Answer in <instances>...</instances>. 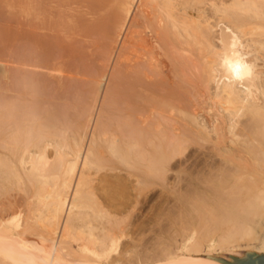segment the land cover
I'll use <instances>...</instances> for the list:
<instances>
[{
  "label": "bare ground",
  "instance_id": "obj_1",
  "mask_svg": "<svg viewBox=\"0 0 264 264\" xmlns=\"http://www.w3.org/2000/svg\"><path fill=\"white\" fill-rule=\"evenodd\" d=\"M22 1L25 22L21 25L19 47L23 56L18 53L19 58H10L6 65L11 66L3 65L0 71V82H3L0 83V264H224L219 256L212 255L225 253L230 248L234 252L241 250V246H237L240 242L247 244L250 256L247 260L235 258L232 264H263L264 178L260 177V170L264 162V67L256 53L264 52V0H220L219 4L224 8L220 18L227 24L222 28L218 24L221 28L217 40L220 41L219 49L214 47L207 34L198 30L197 19L187 14L196 8L200 18L206 10L202 7L216 0H162L166 9L161 7L159 0H81V3L78 0L80 5L74 4V0ZM175 2H179L176 6L181 7L180 13L184 12L188 20L173 17L171 4ZM157 7L162 12H158ZM210 16L206 15L205 19H209L203 23H209L215 17L210 19ZM103 34H113V46L107 52L110 60L116 56V71L122 63L127 71L138 67V74L147 80L161 78L158 82L160 90L149 91L151 98L148 101H157L164 108L170 97L167 81L171 83L170 87L183 89V84L176 81H181L182 76L169 66L172 65L170 59L167 63L163 59L167 57L161 54L167 42L171 45L172 38L199 53L200 65L207 75L206 83L211 80L216 84L215 96L206 98V93L195 92L190 84L197 99V104L189 103L192 109L189 106L188 110L187 103L183 104L185 95L182 98L177 93L173 98L174 106L169 105L168 110L174 114L173 118L159 115L161 118L156 117L158 119L148 128L144 126L138 130L129 109L121 120V116H114L120 122L105 119L107 115L113 117L110 114L113 106L120 104L113 94L100 103L106 105H101L100 109L97 99L89 107L85 104L87 108L80 112L76 121L78 126L72 129L68 119L66 122L60 119L65 113L50 109L52 97H45L51 94L58 98L68 93L65 78H69L70 72L64 67H67V60L80 53L72 46L78 37L90 39L92 36L103 37ZM69 40L73 43L67 48ZM172 50L179 53L176 60L179 55L183 56L180 52L190 55L175 46ZM235 64L241 66L240 78L229 66ZM193 66L199 65L194 63ZM118 74L128 78L126 72L118 71ZM134 82L138 86V80ZM137 88L134 84L131 87L133 96L138 93L144 97L146 93L141 94ZM140 88L143 90L139 85ZM157 103L155 108L159 107ZM90 129L93 133L88 144L86 139ZM106 142L108 147H104ZM191 146L199 148V157H206L205 151L212 150V155L208 157L210 153H207V157L213 162L209 163L208 173L203 170L201 174L200 180L205 187L199 186L207 190L201 189L202 197L193 196L194 193V198H189L196 200L205 211L211 202H216L222 211L217 210L215 216L213 212L209 213L212 222L206 220L204 224V214L199 218L201 210L197 207L198 216L193 214L200 220L193 218L192 213V217L187 215L185 218L188 217L190 222L191 218L198 222L202 219L204 226L200 225L201 229L195 227L198 225L197 222L194 225L195 220L189 223L190 226L186 221L188 229L183 233L179 247L177 245L175 251L161 249L156 256L152 254L150 239H142L144 258L141 255L138 258L133 249L137 247L139 252L140 245L134 240L136 235L132 237L134 222L131 224L130 218L129 223L130 213L127 212L132 204L140 203L137 200L141 194L145 195L144 200L148 197L154 184L150 178L156 176L159 181L167 182L171 162L186 155ZM229 165L234 167L228 169ZM250 167L257 169L259 174L255 176L249 171ZM107 168L119 173L128 171V176L123 178L114 174L117 177L110 180L111 174L108 173L109 177L105 174ZM91 177L97 179L93 181ZM132 178L135 181H131ZM133 182L136 183V195L132 199L133 192L128 193L130 204H115L128 198L130 188L127 184ZM231 183L235 186L231 187ZM189 190L188 193L184 191L185 194L194 191ZM223 195L238 197L234 202L228 197L229 200H225L228 203L223 206ZM18 196L24 199L19 197L18 200ZM21 200L25 201L24 205L19 204ZM189 204L193 203L186 207ZM118 207H123L122 211ZM193 207L195 205L190 210ZM122 213H127V222L122 219L123 215L120 217Z\"/></svg>",
  "mask_w": 264,
  "mask_h": 264
},
{
  "label": "rangeland",
  "instance_id": "obj_2",
  "mask_svg": "<svg viewBox=\"0 0 264 264\" xmlns=\"http://www.w3.org/2000/svg\"><path fill=\"white\" fill-rule=\"evenodd\" d=\"M86 1L89 2V0H86ZM22 2H23L22 0H0V71H1V68H2L3 65L7 66V67L11 66V65L9 66L8 64L6 65L7 61L11 60L10 58H19V57H17L18 53L20 54V56L23 54V53H20L21 52V50H20L21 47H19L21 45L20 44L21 41L19 40V38H20L19 35H20L21 27H22L21 25L25 22L24 18H22V6H21ZM81 2L82 1L79 0V3H81ZM83 2H84V0H83ZM73 3L77 4V5H80L78 3V0H74ZM159 3L161 5V7H164V9H166V6H164L162 0H159ZM177 3H179V2H177ZM177 3L175 2V3L171 4V13H172L173 17L175 19H177V20H180V21L188 20L187 15H184L183 11H182L183 14L180 13L181 7L178 6L179 8H177V6H176V5H178ZM219 3H220V0H216L214 2H210L206 6H203L202 9L204 7H206L205 8L206 10L203 11V13H202L203 15L200 14V16H202L200 18H199V14L197 13L198 10H196V8H194L191 11H187V14L189 16H192L194 20L197 19L196 26H197L198 30L201 33L207 34L208 38L213 43L214 47L218 48V49L220 48V41H217V40L220 39L221 28H222V26L224 24H227V22L225 20L220 18V16L222 15L221 11L224 10V8ZM214 7L216 9H214ZM159 8L160 7H157L158 12H162ZM217 8H218V10H217ZM212 9H213V12H212ZM207 11H208L209 14L207 13ZM216 11H217V13H215ZM178 12H179V14H178ZM213 13H215V15ZM206 15L208 17H209V15H211L212 17L215 16L214 18L216 20L210 16V19L212 18L214 21L211 19L213 22H211V20H210V22H209L210 24L209 23H205L209 19L208 17H207L208 19H205ZM201 18H204V20H202ZM203 21H205V22L203 23ZM212 23H214L216 27ZM218 24L221 26V28H219L220 26ZM104 36L105 35L103 34V37ZM101 37H102V35L101 36H96V38L92 36L90 39L83 38V37H80V39H79V37H78L79 41L77 40V43L76 42L73 43L71 40H69L71 42L70 43L68 42L69 43L68 46L70 44L72 45V43H73L72 46L75 48V50L80 51V53L79 52L75 53L74 56L70 60L66 61L67 62V64H66L67 67H64L66 70H68V72H70V75L67 76L69 78L68 79L65 78V80H66L65 83L67 84L66 90L68 89L67 90L68 93L67 92H65V93L68 94V95L65 94V95L59 96L58 98L57 97L55 98L51 94H47L46 97H45V98H51L52 97L53 106H51L50 109L51 110H59V111H62L61 113H65V114H63V116L60 117V119L62 121H65V122L68 119L69 122L72 124V126H71L72 129H75L78 126V123L76 121L80 118V116H79L80 112L82 110H84V108H87V107L91 106L93 104V102L97 99L98 102H99V105L97 104L98 105L97 108L100 109V107L102 105L100 103H102V101L106 97L112 96L113 94L116 96L117 100H120V102H119L120 104H116V106L115 105L113 106L112 111L110 112V114H113V117H109V115H107V116H105V119L108 120L109 118L110 119L112 118V120L114 122L116 120H118L120 122L121 118H124V117L127 116L126 114L129 113V112H127V109H129L130 110L129 114L132 117L131 120H132V122L134 121V124L136 126V127L135 126L134 127L135 128L138 127V130L139 129L142 130L144 126L146 128H148L154 122V120H157L158 118H161V117L173 118L172 116H174V114L170 113V111H168V110H170L169 109L170 108L169 105H173L174 106L173 98H175V95L177 93L181 94L182 98L185 95V97L183 98L184 100H182V99L181 100L183 101V104L187 103L186 106L185 105L184 106L188 110H189V106L191 107V109L193 108L189 103H191L193 101L194 104L193 103H191V104H193V105H195V103L197 104V99L194 97L196 93H194V96H193V92H192L193 87H194V91L195 92L198 91V92L206 93L205 94L206 98H209L211 96H215V94H216V89H215L216 88V84H215L214 81H211V80H209V83H206L207 75L203 72L202 65H200L201 64V59L199 57V53L196 51L195 48L186 46L185 44H182V43L178 42L177 39L172 38V39H170V44L171 45H169L168 42H167V44L163 47L164 50H163V52H161V54L162 53H163V55L165 54L164 56H166L168 58L167 59V58L163 57V59L166 60V62L170 59L169 61H170V63H172V65H169V66L171 68H173V69L175 68V71L177 72L176 73L177 75L182 76V79H180L181 81H179V80H176V81L178 83L181 82V84H183V89H180V91H179V90H177L175 88V86L174 87H170L171 83L169 81H167L166 85L169 86V87L167 86V88L169 89V93L168 94H169L170 97L168 98L167 104L164 106V108H162V106L160 104H158L157 101H154L155 99L152 100L155 103L154 102L152 103V102L148 101V99L151 98L150 94H149L150 92H158L160 90V86L158 85V82H160L159 80L161 78H154L153 80H147L143 76L138 74V69H139L138 67L137 68L134 67L136 70H134L132 68V71L134 70V72L132 73V71L129 70V69H128V71H129L128 72L127 69H126L127 68L126 65L122 64V63L117 66V69H118L119 73H123V74H125V72L128 73L127 74L128 78L125 79L124 76L121 77L120 74H118V71H116L114 69V67H116L115 66V63H116V59L115 58H116V56L115 57L113 56L111 58V60L109 59V56H110L109 54L110 53H108V52H110L111 46H113L112 43H111V39H113V34H108V35L106 34V36L104 37L105 39H103V37L102 38ZM70 46L67 47V48H70ZM174 46L177 47V48H181L183 50H186L191 55V56L189 55L190 58H189L188 55H185L184 53L180 52V54H183V56L179 55V58L176 60L175 58L178 57L179 53L176 52L175 50H172ZM165 49H167L168 52H166ZM169 50H170V52H169ZM173 51H175V52H173ZM105 52H107V53H105ZM172 54H173V56H172ZM256 54H257V56H259V63L262 64V67H264V58H263L264 57V52H259V53H256ZM256 54H253V55L256 56ZM180 57H182V58H180ZM191 58L194 61H192ZM181 59H183V60H181ZM190 61L193 62V64H191ZM194 63L197 66L198 65L199 66L197 68H195L193 66ZM185 68H187V70ZM89 71H90V73H89ZM115 71L117 72V74L115 73ZM182 71H183V74H182ZM111 76H112V78H111ZM65 77H66V75H65ZM135 79L138 80V83H139L138 86L134 82ZM130 80H132V81H130ZM99 81H100V83H99ZM183 81H186L187 85ZM0 83L2 84L3 82H0ZM133 84H134V88L138 87L137 90L141 94L143 93V95H144V93H146L144 95V97H141L138 93H137L136 96H133V92L131 91V87L133 86ZM190 84L191 85L193 84L192 89L190 88ZM98 85H99V87H98ZM139 85H140V87L141 86L143 87V90H144V88H146L148 91L144 90L145 91L144 92L143 90H141V88L139 90ZM94 86L97 88V90H98V88L100 89L99 90V94L100 95L98 93H97L98 95H95L97 90L95 89ZM91 88H92V90H91ZM200 89H201V91H200ZM106 90H108V91H106ZM86 94H88V96ZM130 94H132V96ZM147 94H148V96H147ZM49 95H51V96L47 97ZM186 95H187V97H186ZM188 95H189V97H188ZM65 96H67V97H65ZM95 96H96V98H95ZM137 96L139 97V99L137 98ZM62 97L63 98L65 97L67 100L63 99ZM185 98H186V102H184ZM61 100H63V101H61ZM145 100H147V101L145 102ZM195 100H196V102H195ZM69 102H71V104ZM156 103L159 105V107H157V108H155L156 107ZM85 104H86L87 107L85 106ZM154 104H155V106H154ZM187 105H188V107H187ZM103 106L105 107L106 105L103 104L102 107ZM160 106H161V108H160ZM166 106H167V108H165ZM66 109H68V110H66ZM118 115L121 116L120 120L116 119L117 117H114V116H118ZM156 117H158V118H156ZM145 119H147V123H145L146 122ZM73 123H75V124H73ZM116 124L117 123H115V125ZM114 129L115 128L113 127L112 130H114ZM92 133H93V131L90 129L89 133L87 135L88 138L86 139V142H88V144L91 142V134ZM104 147H108V143L107 142L104 143ZM197 149L199 150L198 147L191 146V148H189V150L187 151L186 155H184L183 157H180L181 159L177 158L178 161H175V160H177V159H175V160H173L171 162V164H170L171 174H170V172H168L169 174H167V176H170V177L167 178V182H166V180L164 182L163 181H159L156 176L150 178L151 181L154 183L150 187V191H149L150 193H147L148 197H150V198L146 197V199L144 200L143 197L145 195L143 196L141 194V196H139L138 200H137L138 203L139 202L140 203L139 204L137 203L138 205H136V204L133 205L132 204V207H134V208L131 207L132 209L130 208V211L127 212V213H130V214H128V216L130 215L129 218H127L129 223H130L131 220H132L131 224L134 222L133 223L134 227L132 228V229H134L133 230L134 231V235H133V231H131L132 237L136 235L135 236L136 239H134V240H136L138 242V244L140 245L139 246V252L137 251V247L135 249H133V251L135 253V256H137L138 258L139 257L141 258V256H142V258H144L143 254H141V253H143L142 246L144 245V241L142 239H146V240H147V238H148V240L150 239L149 242L150 241L151 242H150L149 245L152 248L150 246L149 247L151 248V250H153V253H152L153 256L154 255L155 256L159 255V253H161L160 250L164 249V248L165 249L166 248H170V249L172 248V250L174 249L173 251H175L176 248H177V245L181 244L180 242H182L183 235H184L183 233H185L186 232L185 230L188 229V226H190L189 223H192L195 219L196 220L199 219L200 216L203 215V214H204L203 217L201 216L202 219L205 220V221L203 220V223L207 222L208 220H210L208 223H211L212 222L211 221L212 220L211 219L212 216L209 213L213 212L214 213L213 215L215 216V215H217L218 211L219 212L222 211V209L219 207V205H215V204H217L216 202H211V205H208V206H210V208L206 207V211H205V209H202L201 207H199V205L195 202L196 200L192 199V198H194L193 196H199V197L201 196L202 197V192L204 190H207V188H204L205 186L201 183V181H202V180H200V179H202V175L201 174H202L203 170H206V173H208V171L211 169V166H210L209 163L213 162L211 159L208 158L209 156L212 155V150L211 151L210 150L209 151L208 150L205 151L206 157L202 156V155L199 157L201 152L198 151ZM107 151H108V149H107ZM207 153H210V154H208V157H207ZM187 154H189V155H187ZM202 157H204L205 159H203ZM209 160H211V161H209ZM180 163H181V166H180ZM172 164H176L178 167L176 169H174L176 165H172ZM235 164H237V162H235ZM206 165L210 166V167H206ZM233 167H234V165L233 166H230V165L227 166L228 169L233 168ZM261 167H262V170H260V171L262 173H261L260 177L264 178V162H262ZM106 170L108 172L106 171L105 174L108 177H109V174H111L110 177L112 176L110 178V180H112L113 178L115 179V177H117V176H115L116 174L117 175L120 174L121 176H123V178H125V177L127 178V176H128V171L127 172L123 171V172L119 173L120 171H114V170L111 171V169L108 170V168ZM200 171H201V173H199ZM249 171L252 172L255 176H257L259 174V171L257 169H255L254 167H250ZM192 173H193V175H191ZM198 173H199V175H198ZM180 174L181 175L183 174L185 176L181 177ZM186 175H188L187 177H188L189 180L187 179ZM190 175L193 177V180H192V177H190ZM194 176H197V178L194 177ZM180 178H182V179L184 178L185 180H181ZM203 178H206V177L204 176ZM91 179L94 181L97 178L96 177H91ZM131 181H135V179L132 178ZM232 182H234V181H232ZM156 184L157 185L159 184V185L157 186ZM200 184L203 185L204 187L203 186H199ZM232 184L233 183H231L230 186L234 187L235 185H232ZM127 185H129L128 187L130 188V189H128L127 195H128L129 192L130 193L133 192V193H131V197H132V199H134L133 197H135V195H136V191H135L136 183L133 182L132 184H127ZM189 186H190V188H192V186L194 188L190 189ZM152 188H153V191H151ZM184 188H185V190H186V188L188 190L190 189L189 191H192L194 189V191L190 192L191 194L189 193L190 194L189 195V194H187L188 190L185 191ZM184 191L187 192L186 193L187 196H186ZM199 191H201V194H200ZM236 191H237V189H236ZM194 193L195 194L199 193V195H195ZM179 194H180V196H179ZM19 197L20 196L17 197L18 200L20 198H22L23 196H21L20 198ZM162 197H165V198H162ZM179 197H183V199L179 200L180 199ZM189 197H192V198L190 199ZM199 197H197V198H199ZM228 197H230V196H224V195L222 196V200L224 202L223 206H226V204L228 203L227 202L229 200ZM237 197H238V195L237 196L236 195L235 196H231L230 200L232 199V202H234L237 199ZM128 198H129V195H128ZM128 198L124 199L123 201L119 200L118 203H115V202L114 203L118 205L121 202H123V203H121L122 205H127V202H129L130 199H131V198H129V199ZM22 199H24V198H22ZM149 199H151V201H149ZM184 199H187V200H184ZM192 200H194V201H192ZM225 200H227L226 201L227 203L225 202ZM11 201H13V199H11ZM181 201H182V203H181ZM19 202H22V203H19V204H23V205L25 204V201L23 202V200H21ZM124 202L126 204H124ZM145 202H146V204H145ZM183 202H185L186 204H184ZM187 202L188 203H190V202L193 203V204H189V206H187V207H189L188 208L189 211H191L192 209L194 211L189 212L187 210V207H186V205L188 204ZM128 204H130V202ZM194 205H195L196 208L193 207L190 210V208L192 206H194ZM214 206L217 207V208L214 209L215 211L218 210L217 212H215L213 210ZM228 206H230V205H228ZM123 207H121V208L118 207V208H119V210H121V209H123ZM197 207H198L199 211L200 210H201V212L203 211L202 213L201 212L198 213L199 211L197 212L198 215H199V218L197 217L198 215L196 213ZM135 208H136V210H135ZM168 210H169V212H168ZM207 210H209L210 212H208ZM193 212L197 216L194 215ZM205 212H207L209 219H208V217H206L207 214H205ZM127 213H125V214L122 213L121 215L119 214L120 217H122V215H123L122 219L124 218V220L126 222H127V220H126ZM191 213L193 215V218L195 217V219L191 218L192 217ZM131 214L132 215L134 214V215L132 216ZM124 215H125V217H124ZM187 215H188V217L191 216L190 217L191 218V222L189 221L190 219H188V217L185 218V216H187ZM120 217H118V218L120 219ZM130 218H131V220H129ZM148 218H151V221ZM202 219H201L200 222H198L196 220L194 221V225H196V222L198 224L197 226H195L198 230H199V228L201 229V227H203L204 224H205V223L204 224L202 223ZM135 221H136V223H135ZM147 221H148V223H147ZM186 221H187V223H186ZM185 223L188 225V226L186 225L187 228L185 227ZM140 224H141V226H139ZM148 224H150V226H148ZM164 224H165V226H164ZM191 225L194 227L193 224H191ZM200 225H201V227H200ZM263 226H264V223H263ZM140 227H141V229H140ZM146 227L147 228L149 227L148 230H146ZM138 229H140V230H138ZM159 229H161L162 231L159 230ZM142 230L143 231L146 230L147 232L145 231L143 233ZM139 238H141V239H139ZM179 245H178V247H179ZM237 246H241V248H240L241 250L235 249L236 251L234 252L233 251L234 249L232 248L233 250H231V248H230L228 250L229 251L231 250V252H229L227 250V251H225V253L223 252L221 254L220 252H218V254L216 253V254H214L212 256L213 257H218L219 256L220 261H222L224 264L225 263L226 264L234 263L235 258H238V259L240 258L241 260H244V259L247 260L248 257L250 256V251L247 248V244L245 242H240L239 244H237ZM242 248H245V249H248V250H245V249L242 250ZM248 253H249V255L247 256ZM231 254H232V256H231ZM238 256H240V257H238Z\"/></svg>",
  "mask_w": 264,
  "mask_h": 264
},
{
  "label": "snow or ice",
  "instance_id": "obj_3",
  "mask_svg": "<svg viewBox=\"0 0 264 264\" xmlns=\"http://www.w3.org/2000/svg\"><path fill=\"white\" fill-rule=\"evenodd\" d=\"M234 74L237 76V78H240V74H241V66L239 64H235V65H229Z\"/></svg>",
  "mask_w": 264,
  "mask_h": 264
},
{
  "label": "water",
  "instance_id": "obj_4",
  "mask_svg": "<svg viewBox=\"0 0 264 264\" xmlns=\"http://www.w3.org/2000/svg\"><path fill=\"white\" fill-rule=\"evenodd\" d=\"M263 264H264V260H263Z\"/></svg>",
  "mask_w": 264,
  "mask_h": 264
}]
</instances>
